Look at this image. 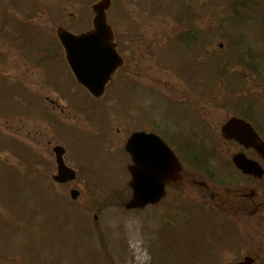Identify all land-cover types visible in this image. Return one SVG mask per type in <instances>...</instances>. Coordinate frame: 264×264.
<instances>
[{
    "label": "rangeland",
    "instance_id": "rangeland-1",
    "mask_svg": "<svg viewBox=\"0 0 264 264\" xmlns=\"http://www.w3.org/2000/svg\"><path fill=\"white\" fill-rule=\"evenodd\" d=\"M3 1L9 11L1 15L17 21L6 22L2 30L25 21L44 31L42 35L28 36L25 50L18 39L9 42L7 30L0 33V52L6 61L16 63L13 67V63L0 62V76L26 86L17 84V90L4 76L0 78V150L6 149L11 154L1 153L0 174L7 171L18 177H6L3 185L0 182V264H233L242 259L235 245H225L226 249L207 246L208 241L203 245L209 224L220 222L231 230L233 227L228 219L209 212L211 203L207 194L212 191L199 180L181 183L182 193H167L156 207L127 209L124 202L131 197L127 168L131 159L125 145L136 130L160 129L157 131L168 142L173 140L166 134L176 136L185 126L200 131L196 135L190 133L191 138L205 141L206 136L211 142L228 116L242 111L240 103L246 100L249 101L244 102L245 106L253 103L256 110L264 113V55L263 69L256 70L257 73L241 66L244 63L232 65L227 59L233 58V52L228 51L238 39L233 35H237L242 41L236 48L238 52L247 56V47H252L257 51L253 61L259 64L264 52V3L255 5L257 9L251 12L249 0V6L239 10L240 20L234 28L235 20L225 18L232 16L233 0H186L194 14L187 24L170 15L180 13L177 0L170 5L164 2L157 5V1L151 0H113L108 17L125 64L108 83L104 96L94 99L76 85L75 79L70 82L65 60V64L51 60L44 65L46 69L49 67L48 77L34 61L46 52L44 49L56 52L60 46L55 34L58 25L73 32L91 27L90 6L96 0H35V6L32 0ZM181 25L205 36L203 52H197L203 39L189 48L173 36V30ZM238 43L239 40L236 46ZM30 47L37 48L34 55L29 53ZM24 52L32 65L26 62ZM217 60L224 67L229 66L221 80L216 78ZM47 80L53 86L65 82L68 93L65 95ZM29 83L36 96L29 91ZM37 95L44 103V113L34 112L43 106ZM52 100L58 103L53 105ZM95 100L100 102L93 103ZM197 113L211 130L202 131ZM57 122L66 125L62 128L65 131L55 132ZM3 132L19 138L18 141ZM28 135H32L29 140ZM48 139L53 146L62 144L66 148L65 159L79 171L77 180L53 185L43 181L34 166L39 176L34 182L30 170L25 171L28 163L18 153H25L34 163L44 154L45 146H49ZM224 156L228 158L226 153ZM10 157L18 165L4 163L3 158ZM72 188L80 191L76 198L71 197ZM261 189L264 190V185ZM219 198L226 208L224 198ZM183 201L188 207L186 213L175 207ZM263 207L231 209L230 215L240 220L247 234L244 254L258 255L254 264H264V229L254 223L264 219ZM198 213L204 226L197 218ZM187 221L190 224L186 225ZM217 233L230 244L236 240L232 231ZM213 249L219 250L218 255L222 249L226 251L218 259H211L208 256Z\"/></svg>",
    "mask_w": 264,
    "mask_h": 264
},
{
    "label": "flooded vegetation",
    "instance_id": "flooded-vegetation-1",
    "mask_svg": "<svg viewBox=\"0 0 264 264\" xmlns=\"http://www.w3.org/2000/svg\"><path fill=\"white\" fill-rule=\"evenodd\" d=\"M6 63H13V67L16 66V63L14 62L6 61ZM198 115L199 113H197V118ZM234 116L244 118L246 122H248L259 134L260 138L264 140V113H262V111L254 109V106L252 104H247L241 111L240 116H228L227 120L219 127L218 136L214 135L211 142H209L206 138V143H200L202 149L197 153L196 157H188V151L186 148H184L182 152L184 162H182L181 155L177 152L176 149L172 147L176 155H178L181 160L183 171L180 178L175 180L169 179L168 181H166L165 188L166 193H182L180 191L181 183L187 180L201 181L209 189L210 192L212 191V193L207 194L211 203L209 205V207L211 206V210L209 212H213L215 214L214 217L228 219L233 227L232 230H226L224 228V224L219 222L221 225L218 228H220V231L222 232L232 231L236 237V240L230 244L229 242L222 241L219 237V233H217L215 235L219 238V240L212 243V245H235L238 247V253H242L241 256L243 258L247 255H250V253L244 254L243 251V246L246 245L247 234L241 227L240 220L230 216L232 212L231 209L241 210L244 208H251L253 210H259L261 209L260 207L264 205V190L261 189V186L264 185V149L262 147H259V149H257L223 135V125ZM249 118H252L253 121ZM198 120L202 123V131H204V129L205 131L212 129V127L207 126L199 118ZM155 132L159 134L158 131ZM192 132L196 133L194 131V128L191 126H185L179 131V133ZM34 134L37 140V135H39L38 130H36ZM28 138L31 139L32 135H28ZM47 141L49 146L47 148L45 146V159L42 162L41 166L43 168L44 176H54L53 148H55V146L59 144H55L53 146L51 139H48ZM188 146H191V144H188ZM63 150L64 149L61 148L59 149V147L55 149V151L58 152H62ZM224 153L228 155V158L224 156ZM130 155L132 159L133 156L131 153ZM235 157L239 159L238 163L235 161ZM54 159L56 161V156L54 157ZM131 167L132 164H129V172H131ZM186 175L188 176L186 177ZM189 176L192 178H189ZM219 196L224 198L226 208L221 205V202L223 201L219 198ZM215 200L217 202H214ZM213 202L215 203L214 205ZM254 223L258 224L257 228H259V225L261 227L263 225L264 229V219L261 222L254 220ZM225 249H223L222 251L225 252ZM253 257H255L256 260L259 259L258 255H254Z\"/></svg>",
    "mask_w": 264,
    "mask_h": 264
},
{
    "label": "water",
    "instance_id": "water-1",
    "mask_svg": "<svg viewBox=\"0 0 264 264\" xmlns=\"http://www.w3.org/2000/svg\"><path fill=\"white\" fill-rule=\"evenodd\" d=\"M110 4L111 0H100L93 4L92 9L95 13L93 28L87 32L75 35L62 28L58 30L76 76L95 94L103 91L104 84L122 62L112 42V28L107 22L106 11ZM238 121L229 123L227 127L232 130L229 133L231 137L240 139L239 132L233 131V129L237 130ZM239 123L241 124L240 121ZM130 143H134L129 148L136 153L133 181L135 192L126 206L144 207L148 203H157L164 195L163 188L157 185L159 174L161 173V178L165 175V178L177 175L180 170L179 162L168 146L155 134L137 132L130 139ZM73 195L76 196L77 193ZM252 262V258L245 257L236 264H252Z\"/></svg>",
    "mask_w": 264,
    "mask_h": 264
}]
</instances>
